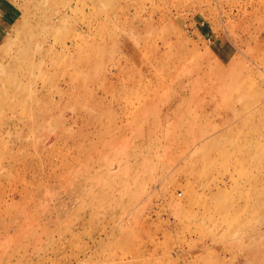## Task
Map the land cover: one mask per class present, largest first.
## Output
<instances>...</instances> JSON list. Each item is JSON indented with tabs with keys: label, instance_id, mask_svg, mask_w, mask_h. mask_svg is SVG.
Masks as SVG:
<instances>
[{
	"label": "rangeland",
	"instance_id": "374dc122",
	"mask_svg": "<svg viewBox=\"0 0 264 264\" xmlns=\"http://www.w3.org/2000/svg\"><path fill=\"white\" fill-rule=\"evenodd\" d=\"M263 178L264 0H0V264H264Z\"/></svg>",
	"mask_w": 264,
	"mask_h": 264
},
{
	"label": "bare ground",
	"instance_id": "6f19581e",
	"mask_svg": "<svg viewBox=\"0 0 264 264\" xmlns=\"http://www.w3.org/2000/svg\"><path fill=\"white\" fill-rule=\"evenodd\" d=\"M256 178V177H254ZM253 178V180H254ZM252 182V178L249 179ZM257 180V179H255ZM251 189H254L255 193H260L261 195L264 194V178L257 181L255 184L249 183ZM221 190V189H220ZM258 197V196H257ZM260 197V196H259ZM249 203H245L244 207L247 209ZM261 222L262 225H264V210H258L257 213H255ZM261 228V227H260ZM259 227H252L247 226L243 229H239L237 231L229 233V236L231 238V242L229 245H238L242 252H247L246 257L248 258H254L258 260L259 262H264V233L262 230H260ZM250 235L251 239L247 242L245 240V236Z\"/></svg>",
	"mask_w": 264,
	"mask_h": 264
}]
</instances>
